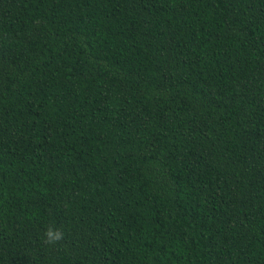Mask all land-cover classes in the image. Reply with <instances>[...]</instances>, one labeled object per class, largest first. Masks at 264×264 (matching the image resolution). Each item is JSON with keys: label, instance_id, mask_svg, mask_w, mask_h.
Listing matches in <instances>:
<instances>
[{"label": "trees", "instance_id": "trees-1", "mask_svg": "<svg viewBox=\"0 0 264 264\" xmlns=\"http://www.w3.org/2000/svg\"><path fill=\"white\" fill-rule=\"evenodd\" d=\"M0 264H264V0H0Z\"/></svg>", "mask_w": 264, "mask_h": 264}, {"label": "clouds", "instance_id": "clouds-1", "mask_svg": "<svg viewBox=\"0 0 264 264\" xmlns=\"http://www.w3.org/2000/svg\"><path fill=\"white\" fill-rule=\"evenodd\" d=\"M45 243L47 244H54L62 239V233L59 231H53L51 228H49L45 232Z\"/></svg>", "mask_w": 264, "mask_h": 264}]
</instances>
